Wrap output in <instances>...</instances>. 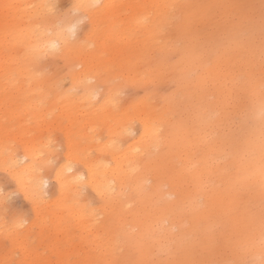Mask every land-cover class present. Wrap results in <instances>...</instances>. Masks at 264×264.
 Segmentation results:
<instances>
[{"label":"bare ground","instance_id":"bare-ground-1","mask_svg":"<svg viewBox=\"0 0 264 264\" xmlns=\"http://www.w3.org/2000/svg\"><path fill=\"white\" fill-rule=\"evenodd\" d=\"M72 1L73 4L82 5L95 3V0ZM116 1L100 0V4L107 6L103 8L107 15L116 10ZM51 4H54V0H0V48L7 44L6 41L9 43L12 55L4 58L9 64L17 67L9 78L16 74L24 76L26 73L24 79L33 99L24 105L21 112L26 114V117L29 114L35 117L38 126H44L47 115L57 108V102L52 104L57 100V96L54 94L55 98L45 105L47 96L43 91L45 84L50 87L59 76L48 78L42 75L38 68L39 63L32 64L30 49L66 53L68 50L63 47L58 50L52 47L54 43H60L55 24L62 18L67 29L80 19L79 16L72 18L69 14L61 15L68 13L65 11H49L48 5ZM221 4L228 3L221 1L215 5ZM80 11L95 18L96 13L100 14L99 9ZM180 13L183 18L181 25H190L193 32L210 34L212 24L204 18L203 12L181 9ZM169 17L167 13L166 20ZM179 26L170 28V38H175ZM79 39L85 42L83 54L87 52L88 55L93 51L87 48V45L89 42L96 43V40L87 30ZM111 40L116 42L115 38ZM98 45L103 51H106V48L115 49L106 46L105 40ZM171 51L175 52L170 44L155 51L154 62L144 68L145 77L154 84V87L146 92L149 102L156 91L160 97H165V92L159 90L167 77L161 61L164 60L170 67L181 62V57L178 56L174 61H167L165 56ZM73 56L81 58V50H75ZM231 63L227 58L213 56L210 52L204 55L202 62L197 57H184L181 69L171 67L174 69L173 78L177 81V72L185 68L188 71L199 68V74L195 79L188 81L182 99H174L175 95L167 96V99L172 101L171 118L163 115V109L158 110L160 112L157 116L144 118L141 121L140 133L146 139L139 138L136 143L120 140L123 142L122 149L121 145L109 148L108 153L113 158L112 165L101 156L85 160L93 170V185L103 191L109 182L115 179L118 191L127 188L128 193L123 197L117 194L110 201L106 199L94 208L88 207L82 200L79 205L71 203L69 191L56 197L57 208L61 214L58 218L61 217L65 223L61 227L62 244L74 247L72 256L77 258L72 262L62 260L56 264H78V259L86 264H111L115 260L125 261L127 264H168L170 261L203 259H215L227 264L231 260L244 261L246 257L249 261L255 260L259 264V223L258 220H250L243 212L229 217L228 230L214 253L177 255L167 246L172 238V229L177 223L187 224L188 231L201 227V223L204 228H208L217 222L218 216L230 208H239L250 201L258 200L261 182L259 153L257 151L255 156L246 155L243 144L234 143L232 137L235 122L249 116L259 120L264 95L260 92L258 71L254 82H245L240 90L234 92ZM94 65L95 63L89 66V75L96 73ZM33 68L34 70H31ZM125 70H131V67L126 66ZM32 82L35 83L34 86H31ZM14 85L15 82L12 86ZM95 89V85L89 86L87 93L81 96L72 108L78 112L77 116L81 117L79 121L85 120L82 124L86 135L87 130L94 134L98 126L100 127L98 121L87 120L92 108L90 106L94 102L91 93ZM190 112L192 117L188 119L185 114ZM8 118L13 120L15 116ZM129 132L131 128L127 127L120 135L125 139ZM157 141L158 147L154 148ZM47 143L48 139L38 141L34 146L29 145V149L24 148L18 153L12 148L8 135L0 140V164L11 166L16 173H23L35 165L43 171L35 172L33 179L37 182L49 180L52 167L48 166V158L40 157V153L47 148ZM25 156L28 158L27 162H22ZM72 164L77 162L71 153L66 155L57 169L63 174L66 183L79 175L75 170L68 171ZM137 186H143L144 190L136 192ZM53 187L52 191H57L55 184ZM75 188V185H71L72 190ZM93 194L95 195L94 192ZM201 194L204 195L203 201L184 213L183 206L190 201H198ZM52 215L56 216L57 213ZM21 218L23 217L19 216L15 223ZM70 220L74 221L71 228ZM117 234L126 235L130 240L123 251L109 246V242L113 241ZM75 242L77 243L74 244Z\"/></svg>","mask_w":264,"mask_h":264},{"label":"snow or ice","instance_id":"snow-or-ice-1","mask_svg":"<svg viewBox=\"0 0 264 264\" xmlns=\"http://www.w3.org/2000/svg\"><path fill=\"white\" fill-rule=\"evenodd\" d=\"M33 7H37L33 5ZM106 5H82L73 4L69 7L68 12L73 15L79 13L81 9H102ZM170 12L169 25H180L175 38L170 41L171 48L175 51V55L181 57V62L171 67L176 69L182 68V60L184 57H197L199 61H203L206 53L213 56L225 57L232 61L231 67L234 72L233 88L238 91L245 82H254L257 71L259 72L260 92L264 95V0H260L259 6L252 4H221V5H168ZM49 11L59 13L60 5L54 3L48 5ZM178 9H193L204 13V18L212 24V30L209 35L193 32L190 25H181L182 17L176 15ZM61 15L66 16L67 13ZM122 26H116L114 30H119ZM87 29L90 36L97 39L100 38L103 31L106 30L95 17L84 15L81 19L71 24L65 29L64 19H58L55 24L56 35L60 43H54L53 49L63 47L68 51L62 53L59 57H54L52 63L59 69L61 75L53 81L50 86L49 95L57 96L56 118L60 121V127L57 128L52 135L57 139L53 141L51 137L45 147L51 149L55 144L56 158L54 161L49 160L52 170L49 172L51 180L55 182L57 191L49 190V180L37 182L33 179V174L41 171L35 165L25 170L23 173H16L11 166L5 167L2 173L3 178L14 182L15 187L7 192L0 200V207L3 208L5 216L9 212L10 203L18 196H24L33 206L34 212H38L46 201H51L54 197H58L65 191L70 192L71 203L79 205V202L85 197L91 189L95 193V198L88 201V207L94 208L95 205L111 200L117 194L121 197L126 196L128 189H120L118 191L115 179L109 182L105 190H100L91 183L93 179V170L88 166L87 162L72 164L68 167V171L75 170L79 173L74 180L69 183L64 181L63 174L57 169L62 165L66 155H70L73 150L71 143L72 137L65 135V127L78 116L69 117L66 113L74 107L79 98L87 93L89 86L101 82L102 77L110 76L111 73L118 71L115 67H110L104 71L89 75L88 69L95 61L93 58L83 56L84 41L79 39V32ZM77 49L81 50V58L77 59L73 56V52ZM32 56V64H38L47 59V52L40 49H30ZM31 70H34L31 69ZM199 74V68L188 71H178V79L176 81L177 92L174 99L183 98V93L188 87V81L195 79ZM93 76L95 78H93ZM118 78L106 79L102 86L98 87L91 93V99L95 101L94 105H101L105 99L104 85L109 89L121 83ZM120 115L119 111L116 113ZM7 117L5 118V126L7 127ZM131 127L137 129L131 133V138H135L141 127L140 122L133 120ZM234 143H242L246 155L255 156L257 151L260 157V173L261 182L258 200L250 201L242 207L230 208L227 212L217 217V222L211 227H201L188 231L187 224L181 222L172 229V238L168 241V248L175 254H211L217 251L220 241L223 239L228 230L229 217L233 214L243 212L253 222L258 220L259 223V247L261 249V257L259 264H264V105L261 106L259 120L249 116L247 119L235 122L233 129ZM97 142H100L99 140ZM123 143H121V149ZM158 147V141L153 146ZM41 155H43L41 153ZM94 153H89V156ZM27 156L22 162H27ZM71 185H75V190L71 189ZM143 186H137L135 191L142 192ZM4 188L0 185V194L4 193ZM204 195L201 194L198 201H190L183 206V212L187 213L196 203L202 202ZM27 220L21 218L18 223H10L5 219V223L0 225L4 232L8 235L16 233L17 228L25 226ZM34 243V242H33ZM130 243L129 238L123 234H117L113 241L109 242V246L113 249H123ZM18 255V253H16ZM0 264H15V261H0ZM111 264H127L125 261L115 260ZM168 264H222L215 259L203 260H184L177 262H168ZM227 264H256L252 261L231 260Z\"/></svg>","mask_w":264,"mask_h":264},{"label":"rangeland","instance_id":"rangeland-1","mask_svg":"<svg viewBox=\"0 0 264 264\" xmlns=\"http://www.w3.org/2000/svg\"><path fill=\"white\" fill-rule=\"evenodd\" d=\"M221 1L228 4H252L257 7L260 3V0H123L122 2L117 0L115 2L116 10L112 14L107 15L106 10L99 9L100 14L96 13L94 16L106 30L103 31L99 39L94 37L96 43H88L87 48L93 51L88 55L85 52L83 56L94 59V71L96 72L104 71L110 67L118 69L110 76L102 77L100 83L94 84L96 89L102 86L103 81L106 79L118 78L122 82L111 87V89L104 85L105 100L102 101L101 105H96L90 109L87 120L98 121L100 124L94 134H90L88 130L87 135L84 133L82 123L85 120L79 121L80 116L65 127V135L72 137L73 150L71 153L74 154L77 164L101 156L112 165L113 158L108 153L109 148L120 146L123 143L122 141L129 140L128 143H136L139 138L146 139L140 133L141 127L135 138H131V133L137 131V129L131 127L133 120L139 121L141 125L144 118L157 116L156 114L160 112L158 110L162 109L164 110L163 115L171 118L172 101H169L167 96L175 95L177 92L176 80L173 78L174 69L170 65L168 66L164 60L161 61V64L165 67L167 77L162 82L159 90L165 92L163 94L165 97H160L158 91H156L151 97V103L146 99V92L151 90L154 84L148 77H145L144 73V68L154 62V52L169 45L170 41L173 40L168 36L170 28H174V25H169V19L166 20V14L168 13L170 16L171 12L167 6L195 3L215 5ZM54 3L60 5V11L68 12L73 1L54 0ZM180 11L181 9H178L176 15L180 16ZM67 14L71 15L72 18L79 16L80 19L83 15H86L82 14L81 11L76 15L70 12ZM142 16H145L144 19H142ZM116 26L122 27L119 30H114ZM146 28L147 30H145ZM83 30L86 31L87 29H82L78 34L79 36L84 32ZM113 38L116 42L111 40ZM102 40L106 41V46H112L115 49L106 48V51L100 49L98 44L102 43ZM6 43L0 48V140L9 135L12 148L21 153L24 148L29 149V145L34 146L38 141L49 140L50 137L55 141L57 138L52 133L60 127V121L56 118V109L53 113L47 115V121L43 122L44 126H38L37 119L31 114L26 117V114L21 112L25 107L24 105L33 98L24 79L26 73H24V76L23 74H16L14 77L9 78L11 72H15L17 67L9 64L4 58L7 55H12L9 43L7 41ZM47 54V59L39 63L40 72L48 78L60 76L61 73L56 65L52 63V60L61 54L55 51H48ZM165 57L170 62L174 61L177 56L175 52L171 51ZM126 66L131 67V70H125ZM128 73L131 74L127 76ZM13 82H15L14 86H12ZM34 85L35 83L32 82L31 86ZM44 88L43 92L47 96L45 105H48L55 97L54 93L48 94L50 87L47 84L44 85ZM56 102L57 100L53 101L52 104ZM92 104L94 105L95 101ZM117 111L120 113L119 116L116 115ZM11 115L15 116L13 120L8 118ZM66 115L72 117L79 114L76 110L70 109ZM185 116L190 119L192 114L191 112L186 113ZM6 117L7 127L5 126ZM127 127L131 128V132L123 139L120 134L124 133ZM98 140L100 142H97ZM41 153L40 157L42 159L48 158L47 161H54L56 158L55 144L52 145L51 149L46 148ZM89 153H94V155L89 156ZM48 166L53 167L49 163ZM4 168L5 166L0 164V185L5 190L4 193L0 194V200L15 187L13 181L3 178ZM49 181V190L52 191L55 182L51 178ZM85 197L87 199H82V201L86 202L85 204L88 206V201L94 199L95 195L90 189ZM55 198L44 202L38 212H34L32 204L22 195L16 197L10 203L7 216H5L3 208L0 207V225L5 223V219L10 223H15L19 216L28 221L26 227L17 228L16 233L13 235L6 234L3 228L0 227V261L14 260L15 264H56L58 261L62 262V260L72 262L77 259L72 256L75 251L74 247L62 244L61 227L65 223H63L61 217L58 218L61 214L57 208ZM54 212L57 213L56 216L52 215ZM101 214L103 215V213ZM73 223V220L69 221L70 228ZM73 227L76 229V225ZM77 261L78 264H86L85 261L80 259ZM244 261L249 260L246 257Z\"/></svg>","mask_w":264,"mask_h":264},{"label":"clouds","instance_id":"clouds-1","mask_svg":"<svg viewBox=\"0 0 264 264\" xmlns=\"http://www.w3.org/2000/svg\"><path fill=\"white\" fill-rule=\"evenodd\" d=\"M100 4V0H95V3H93V5H99ZM255 261V260H254ZM256 262V261H255ZM257 264V262H256Z\"/></svg>","mask_w":264,"mask_h":264}]
</instances>
